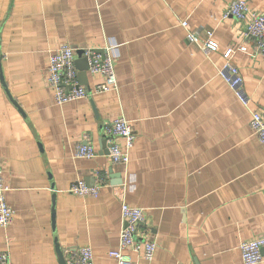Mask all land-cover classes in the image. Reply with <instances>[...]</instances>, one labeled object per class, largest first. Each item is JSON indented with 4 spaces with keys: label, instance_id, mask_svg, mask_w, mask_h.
Returning <instances> with one entry per match:
<instances>
[{
    "label": "crops",
    "instance_id": "obj_1",
    "mask_svg": "<svg viewBox=\"0 0 264 264\" xmlns=\"http://www.w3.org/2000/svg\"><path fill=\"white\" fill-rule=\"evenodd\" d=\"M228 1L0 0V171L14 211L0 250L11 264H63L87 245L92 264H115L123 201L143 209L137 237L155 242L150 261L131 252V264H241L239 243L264 235V145L249 125L264 109V57L222 17ZM246 3L264 12V0ZM188 29L211 30L217 50ZM62 43L110 48L117 89L55 103L48 54ZM227 47L246 104L219 73ZM101 80L87 72V88ZM119 115L135 133L125 165L103 136ZM84 133L92 157L75 156ZM98 177L95 196L68 191Z\"/></svg>",
    "mask_w": 264,
    "mask_h": 264
},
{
    "label": "built area",
    "instance_id": "obj_2",
    "mask_svg": "<svg viewBox=\"0 0 264 264\" xmlns=\"http://www.w3.org/2000/svg\"><path fill=\"white\" fill-rule=\"evenodd\" d=\"M232 16L242 23L243 35L254 39L256 51L264 57V12L250 8L246 0H229L222 13V17ZM182 25L187 27V21L182 20ZM189 41L199 44L205 53L215 51L218 42L212 38V31L205 30L201 36L195 30H187ZM241 50L244 46L239 47ZM87 59V72L99 74L102 80L86 91L80 84L75 67L74 59L76 49L68 43H62L50 50L48 54V75L47 84L53 89L55 103L78 99L87 94L99 93L117 89V81L114 72V58L110 48H93L85 46L79 49ZM233 51L232 47H227L222 55L224 62L219 68V73L226 83L233 88L239 100L246 104L247 97L244 94L241 82L242 77L235 64L230 61ZM249 125L258 140L264 145V109L252 110L249 118ZM104 137L109 140L108 156L113 164L125 165L129 161V150L133 145L135 133L130 122L119 115L108 120L103 125ZM122 139L120 144L116 138ZM83 142L76 144L75 156L92 157L96 150L93 147L88 133L82 136ZM96 182L88 184L84 179L73 181L68 191L79 196L92 195L98 193L99 188L105 183L102 177H98ZM7 185L4 183L0 171V226L7 227L14 215L13 209L6 201ZM121 228L119 230L117 247L108 251V254L115 260V264H131L133 262L131 252H140L145 260L153 258L155 242L150 238H138L137 227L144 220L143 209L139 206H132L125 201L120 205ZM262 249H264V235L242 240L239 243L241 264H256L263 259ZM66 264H92V251L90 246H82L78 250L76 257L65 259ZM0 264H11L8 248L0 250Z\"/></svg>",
    "mask_w": 264,
    "mask_h": 264
},
{
    "label": "water",
    "instance_id": "obj_3",
    "mask_svg": "<svg viewBox=\"0 0 264 264\" xmlns=\"http://www.w3.org/2000/svg\"><path fill=\"white\" fill-rule=\"evenodd\" d=\"M76 53H77V55L74 59V63H75V67L77 69L78 79H79L80 84H84V87L86 88V91L88 92L89 88H87V85H86L87 69H88L87 59L83 55L82 51L77 50ZM101 140H102V144L106 143L104 138ZM108 145H109V143L107 144V146ZM104 151H105V149H104ZM108 170L111 171L112 168L110 167V168H108ZM118 176H119V180L116 181V183H121L122 181H121L120 174ZM262 254L264 256V249H262ZM61 262L63 264L65 263L64 260H61Z\"/></svg>",
    "mask_w": 264,
    "mask_h": 264
}]
</instances>
